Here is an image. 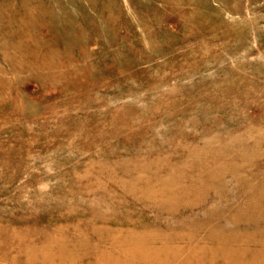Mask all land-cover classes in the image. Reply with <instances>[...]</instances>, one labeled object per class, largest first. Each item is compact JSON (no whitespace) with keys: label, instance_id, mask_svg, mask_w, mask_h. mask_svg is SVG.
<instances>
[{"label":"rangeland","instance_id":"obj_1","mask_svg":"<svg viewBox=\"0 0 264 264\" xmlns=\"http://www.w3.org/2000/svg\"><path fill=\"white\" fill-rule=\"evenodd\" d=\"M115 263L264 264V0H0V264Z\"/></svg>","mask_w":264,"mask_h":264},{"label":"bare ground","instance_id":"obj_2","mask_svg":"<svg viewBox=\"0 0 264 264\" xmlns=\"http://www.w3.org/2000/svg\"><path fill=\"white\" fill-rule=\"evenodd\" d=\"M233 27H234V26H233ZM222 169H223V168H222ZM169 172H171V171H169ZM222 172H223V171H222ZM171 173H172V172H171ZM216 174H217V173H216ZM232 177H233V176H232ZM149 179H150V178H149ZM237 179H238V178H237ZM156 180H157V179H156ZM171 181H172V180H171ZM151 183H152V182H151ZM174 185H175V184H174ZM174 185H173V187H174ZM177 185H178V183H177ZM144 186H145V185H144ZM149 186H150V185H149ZM167 186H168V185H167ZM167 186H166V187H167ZM173 187H172V188H173ZM187 187H188V186H187ZM167 188H168V187H167ZM185 188H186V187H185ZM183 189H184V188H183ZM179 190H181V189H179ZM189 190H190V189H189ZM154 192H156V191H154ZM173 194H174V193H173ZM170 195H171V194H170ZM175 195H176V194H175ZM180 195H181V194H180ZM183 195H184V194H183ZM190 195H191V194H190ZM153 197H154V196H153ZM153 197H152V199H154ZM156 197H157V196H156ZM188 198H189V197H188ZM221 198H222V197H221ZM150 199H151V198H150ZM150 199H149V200H150ZM172 200H173V199H172ZM100 212H101V211H100ZM123 215H124V214H123ZM141 220H142V219H141ZM110 221H111V220H110ZM111 222H112V221H111ZM140 222H141V221H140ZM142 222H143V221H142ZM122 223H123V222H122ZM124 223H125V222H124ZM101 224H102V223H101ZM155 224H156V222H155ZM155 224H154V225H155ZM96 225H97V224H96ZM156 225H157V224H156ZM130 226H131V225H130ZM147 227H149V226H147ZM152 227H153V225H152ZM143 229H144V228H143ZM146 229H147V228H146ZM140 230H141V229H140ZM135 232H136V229H135ZM135 232L133 233L134 235L136 234ZM144 232H146V231H144ZM147 232H149V231H147ZM109 233H110V232H109ZM134 235H133V236H134ZM146 238H147V237H146ZM144 239H145V237H144ZM140 240H141V239H137V240H135L134 245H135V246H136V245H139V243H137V242H141ZM142 240H143V239H142ZM133 241H134V240H133ZM169 241H171V240H169ZM176 241H177V240H176ZM183 241H185V240H183ZM166 242H167V241H166ZM166 242H165V243H166ZM116 243H117V242H116ZM193 243H194V242H193ZM142 244H143V243H142ZM145 244H146V243H145ZM150 244H151V243H150ZM160 244H161V243H160ZM180 244H181V243H180ZM151 245H152V244H151ZM168 245H169V244H168ZM168 245H167V246H168ZM171 245H172V244H171ZM169 246H170V245H169ZM169 246H168V247H169ZM218 246H220V245H218ZM126 247H128V246H126ZM165 247H166V246H165ZM146 248H148V247H146ZM158 248H159V247H158ZM166 248H167V247H166ZM169 248H170V247H169ZM114 249H116V248H114ZM131 249H132V248H131ZM131 249H130V250H131ZM161 249H162V248H161ZM163 249H164V248H163ZM188 249H189V248H188ZM117 250H118V249H117ZM128 250H129V249H128ZM130 250H129V251H130ZM168 250H169V249H168ZM170 250H171V249H170ZM118 251H119V250H118ZM118 251H117V252H118ZM157 251H159V250H157ZM166 251H167V250H166ZM179 251H180V250H179ZM110 252H111V251H110ZM120 252H121V251H120ZM133 252H134V251H133ZM133 252H132V253H133ZM163 252H164V251H163ZM168 252H169V251H168ZM111 253H112V252H111ZM114 253H115V252H114ZM122 253H123V252H122ZM144 253L146 254V255L143 254L144 256L150 255V257H151L152 259H154V258H156V257L159 256V255H158L159 252L157 253L156 251H152V249H151V250H145ZM161 253H162V252H161ZM169 253H170V252H169ZM159 254H160V253H159ZM177 254H178V253H177ZM117 255H118V254H117ZM119 255H120V254H119ZM123 255H124V253H123ZM182 255H183V254H182ZM174 256H176V255H174ZM172 257H173V256H172ZM119 258H120V257H119ZM126 258H127V257H126ZM129 258H130V257H129ZM159 258H160V257H159ZM130 259H131V258H130ZM135 259H136V258H135ZM160 259H161V258H160ZM163 259H164V258H163ZM163 259H162V260H163ZM170 259H171V258H170ZM170 259H169V260H170ZM98 260H99V259H98ZM123 260H124V259H123ZM133 260H134V259H133ZM165 260L167 261V258H166ZM175 260H177V259L175 258ZM175 260H174V261H175ZM183 260H184V259L182 258V261H183ZM156 261H157V260H156ZM158 261H159V260H158ZM158 261H157V262H158ZM180 261H181V260H180ZM117 262H118V261H117ZM121 262H122V261H121ZM168 262H169V261H168ZM122 263H123V262H122ZM150 263H151V262H150ZM174 263H175V262H174ZM115 264H116V263H115ZM162 264H163V263H162ZM170 264H171V263H170ZM172 264H173V263H172Z\"/></svg>","mask_w":264,"mask_h":264}]
</instances>
